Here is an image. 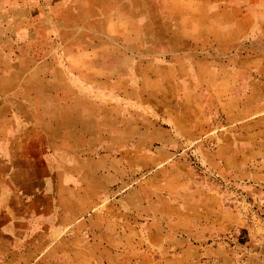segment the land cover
Here are the masks:
<instances>
[{
    "label": "rangeland",
    "instance_id": "rangeland-1",
    "mask_svg": "<svg viewBox=\"0 0 264 264\" xmlns=\"http://www.w3.org/2000/svg\"><path fill=\"white\" fill-rule=\"evenodd\" d=\"M0 264H264V0H0Z\"/></svg>",
    "mask_w": 264,
    "mask_h": 264
}]
</instances>
